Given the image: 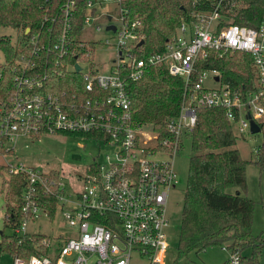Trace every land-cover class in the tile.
I'll return each instance as SVG.
<instances>
[{
  "label": "built area",
  "instance_id": "1",
  "mask_svg": "<svg viewBox=\"0 0 264 264\" xmlns=\"http://www.w3.org/2000/svg\"><path fill=\"white\" fill-rule=\"evenodd\" d=\"M110 1L116 3L118 14L105 15L116 24L106 25L113 31L105 27L114 38L104 41L113 57L109 72L102 74L94 59L100 50L96 41L84 42L79 36L98 19L96 10ZM85 7L79 35L71 34L74 0H65L58 8V29L53 27L56 18H42L38 32L22 43L24 52L11 68V87L0 100V167L5 180L23 179L20 201L9 202L18 211L12 216L18 221H6L8 215L3 220L17 244L40 235L26 228L39 220H53L36 201L41 192L55 200V210L71 228L70 235L63 242L59 236L43 238L40 256L22 259L4 254L11 257L10 264H164L166 201L175 184L171 159L181 138L195 127L196 112L223 110L240 136L249 133V120L259 125L264 117V9L256 27H242L227 18L236 7L234 0H211L209 11L180 22L161 51L138 58L134 50L142 46L139 19L129 22L119 0H86ZM94 30L100 26L94 25ZM236 52L249 55L254 74L251 87L241 93L223 83L212 66ZM151 69L164 70L182 82L178 113L164 125L171 141L162 138L158 143L159 134L136 122L129 110L128 84ZM41 135L78 136L112 152L104 155L102 164L92 160L76 181L81 182L80 189L68 194L58 172H42L11 160L18 138ZM50 172L57 178L47 177ZM222 250L227 253L224 264H241L238 252Z\"/></svg>",
  "mask_w": 264,
  "mask_h": 264
},
{
  "label": "trees",
  "instance_id": "2",
  "mask_svg": "<svg viewBox=\"0 0 264 264\" xmlns=\"http://www.w3.org/2000/svg\"><path fill=\"white\" fill-rule=\"evenodd\" d=\"M64 1L0 0V28L20 30L24 42L38 32L44 16L54 17L59 22L58 8ZM85 1L74 0L70 23L72 35L80 33L82 20L87 14ZM234 1L235 9L227 14L232 24L256 27L264 9V0ZM210 3L211 0H119V6L129 22L141 21L142 46L134 50L138 58L161 51L181 21L191 20L196 12L209 11ZM58 22L53 27L58 29ZM25 29H28L26 34ZM0 50L4 57L0 66V100L4 101L11 87V68L24 50L21 45L13 46L8 37L0 38ZM212 66L218 69L222 82L229 84L233 91L241 93L251 87L254 74L248 54L236 52L215 60ZM127 93L132 118L158 133V143L162 138L170 140L164 125L166 120L178 113L183 97L181 80L169 76L164 70L151 69L141 80L128 84ZM257 126L264 138V117ZM186 138L189 139L191 156L181 198L178 252L198 254L211 247H220L238 252L241 264H258L256 256L260 244L251 235L254 204L241 193L245 190V166L253 164L264 170V143L255 147L253 159L242 160L234 148L236 137L232 125L223 110L214 108L196 112L195 127ZM47 177L56 179L57 174L50 172ZM7 180L3 198L17 203L23 190V179L21 176H9ZM231 188L234 192L228 194L227 190ZM36 201L52 219L55 200L39 192ZM13 214L18 216V211L6 204V221H18L12 218ZM3 221L5 226L6 221ZM43 238L47 237L31 235L17 244L15 237H6L0 243V251L22 259L40 256L44 253L39 246ZM245 250H250L248 256L243 255Z\"/></svg>",
  "mask_w": 264,
  "mask_h": 264
},
{
  "label": "rangeland",
  "instance_id": "3",
  "mask_svg": "<svg viewBox=\"0 0 264 264\" xmlns=\"http://www.w3.org/2000/svg\"><path fill=\"white\" fill-rule=\"evenodd\" d=\"M96 14L99 17L93 26L82 31L79 37L84 42L90 43L96 41V48L100 50L95 53L94 59L101 67L98 72L105 74L110 70L113 52L106 49L108 47L104 44V41L107 40L110 43L114 39L111 32L105 31V27L108 24H116L114 19L108 22L105 19V15L110 14L111 17H116L118 14L117 5L115 2L110 1L98 8ZM94 25L100 26L98 32H95ZM20 33L21 31L16 29L0 28V38L8 37L10 43L16 47L22 45L23 42ZM3 62L4 57L0 50V66L3 65ZM207 82L206 84L208 85H214L209 81ZM235 137L236 143L234 148L238 150L240 158L244 161L253 159L255 147L264 143L261 133H245L241 136L235 134ZM13 149L14 155L11 157L13 162L21 163L26 167L38 169L42 172L50 170L58 172L68 194L80 189L81 182L77 183L76 181L81 180L82 176H84V168L92 164V160L102 164L104 155L112 152L111 148L100 145L90 139L71 135H41L36 139L21 137L16 140ZM167 151L168 149L161 151L163 152V156ZM190 156L189 139L183 136L179 149L171 159L175 184L169 190L166 201V219L168 225L165 228L166 252L164 264H222L227 259V253L220 247H211L202 253L194 254L190 252L186 255L179 253L177 250L181 198ZM244 174L245 190L241 194L254 204L251 235L257 238V243L260 244V251L256 256L257 262L258 264H264V170H259L253 164H247ZM5 179L4 170L0 167V232L2 234V237L0 235V243L3 238L13 237L11 227L9 225L4 226L3 221L5 205L9 204V202H14L5 201L3 198V192L8 181ZM1 187L3 191H1ZM233 192L234 188L227 190L228 194H232ZM70 230L71 228L61 219L59 212L56 210L52 221L39 220L36 223H29L26 228L28 233H38L49 240L59 236L62 242L69 237ZM249 253L250 250H245L243 255L248 256ZM10 263L11 257L0 251V264Z\"/></svg>",
  "mask_w": 264,
  "mask_h": 264
},
{
  "label": "water",
  "instance_id": "4",
  "mask_svg": "<svg viewBox=\"0 0 264 264\" xmlns=\"http://www.w3.org/2000/svg\"><path fill=\"white\" fill-rule=\"evenodd\" d=\"M106 20L108 21L109 17H107ZM106 29L111 30V31L114 30L112 26H107ZM138 44L141 45L142 41H140ZM249 133L250 134L259 133V127L255 123H253V121H251V120H249Z\"/></svg>",
  "mask_w": 264,
  "mask_h": 264
},
{
  "label": "crops",
  "instance_id": "5",
  "mask_svg": "<svg viewBox=\"0 0 264 264\" xmlns=\"http://www.w3.org/2000/svg\"><path fill=\"white\" fill-rule=\"evenodd\" d=\"M225 262V261H224ZM224 262L222 264H224Z\"/></svg>",
  "mask_w": 264,
  "mask_h": 264
}]
</instances>
